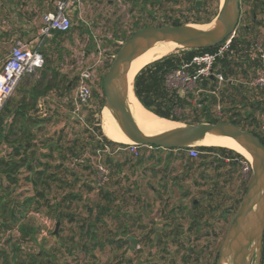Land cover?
Segmentation results:
<instances>
[{"label": "rangeland", "instance_id": "rangeland-1", "mask_svg": "<svg viewBox=\"0 0 264 264\" xmlns=\"http://www.w3.org/2000/svg\"><path fill=\"white\" fill-rule=\"evenodd\" d=\"M180 1L182 3L179 5L165 1L162 7H150L151 10L148 13L156 19L150 21L149 17L140 13V8H133L130 0H83L81 8L72 15L71 31L61 36L54 34L52 38L45 40L41 47L45 60L49 59L53 62L62 74L68 75L75 83L71 91L57 90L43 100L44 113H48L49 122L38 133L37 143L40 153L51 155V157L42 161L52 166V172H56L54 166L57 163L64 164L67 170V165L72 159L67 148L78 142L79 147H85L81 157L85 159L86 164L73 173L75 177L71 176L72 172H68V181L73 187L62 190L58 188L60 182H56L51 194L47 195L53 204L56 199H60L70 191L81 193L82 201L72 204L68 211L76 215L77 222L70 223L68 217L62 218L61 222L58 221L56 214L48 209L47 204L40 212L30 210L22 222L30 223L36 233L30 242L22 244V260L28 261L27 254L36 256L45 252L51 264L217 263L221 245L241 206L240 200L243 201L245 198V188H248L252 174L250 179H247L245 167L232 166V162L228 159H225V165L219 164L217 161H221L222 157L214 155L207 156L208 158L201 157L196 159L197 165L191 167L190 159L180 151L172 152L148 147L141 148L138 157L128 152V146L114 147L113 153L111 149H107L94 155L93 136H97L98 133L91 126L89 119L93 114L95 123L98 122L96 125H101L100 99L103 89L97 92L99 98L95 96L91 106L84 108L79 116L75 114L74 99L81 71L87 65L96 64L101 78H104L108 71L106 66L110 61L112 62V57L116 56L114 53L124 38L137 33L138 30L157 27L158 22L166 16L182 20L190 18L188 0ZM192 1L202 3L199 9H202L207 1L208 13L217 12L215 0ZM249 2L250 0H241V19L235 36L242 33L241 29L244 25H251L253 22ZM262 10L257 11V15L253 17L255 20L262 21L264 25ZM199 26L209 28L211 25ZM254 34L249 36L255 43V49L258 42L264 48V28H257ZM10 46L7 44V47L10 48ZM4 47L6 45H0L1 49ZM170 49L161 58L169 55ZM255 49L250 51L258 57L259 53ZM87 51L89 55L86 58L84 53ZM180 51L183 49L179 48L173 54ZM3 56L0 55V59ZM250 72L248 80H241L239 86L247 97V104L253 103V99L255 104H262V111L254 112L257 117L256 123H261L262 115L264 116L262 94L248 88L247 83L254 76L255 69H251ZM209 99L211 100H208V103L212 101V98ZM191 107L196 106L191 104ZM209 108L212 116L221 119H224L226 115L230 116L234 111L245 116L253 112L249 106L235 105L230 101H223L219 109L214 105ZM197 109L201 111L200 107ZM228 110L230 113L225 112ZM176 112L181 113L179 110ZM186 113L190 120H193V114L190 111ZM243 124L246 130L250 129L247 121ZM97 139L100 140L98 136ZM50 143L54 146H62L64 159L59 152H51ZM1 149L0 155H5L6 152L11 153V150L4 145ZM110 152L124 166L119 175H117L118 171L117 173L109 172L106 182L100 185L96 168L98 164L105 163L106 155ZM140 159H143V164L138 163ZM64 174L60 173L62 177ZM26 175L27 173L24 177ZM117 181L118 184H116ZM2 183L9 187L1 193V196L9 202L10 206L8 205L5 217L0 208V250L11 253L14 243L21 242L20 232L17 226L7 229L3 225L6 221L9 222L11 205L14 202L24 203L26 197L33 195V190L30 184L23 181L17 187L9 186L5 181ZM88 187H91L93 191L90 192ZM102 191H110L113 194V204L103 199ZM40 201L44 203V200ZM195 201L200 204L197 214L204 215V219L196 225H194L195 220L192 219L195 214L192 209ZM98 204L111 206V212L108 216H103L102 222H95V217L89 216V209H95ZM65 209L61 211L66 212ZM169 218L176 220L172 221ZM84 221H94L97 228L96 240L104 245L102 251L93 252L97 262L91 257L94 243L91 240L92 231L89 236L87 226L82 228ZM135 221H137L136 224H134ZM123 231H129L132 236L140 238V249L131 252L130 255L128 252L126 254L129 243L127 247L116 252H113L108 245L109 237L115 238ZM86 242L89 253L83 248ZM121 255L123 257L119 258ZM257 259V249H255L251 264H257ZM0 264H4L1 258ZM226 264H231V259L227 260Z\"/></svg>", "mask_w": 264, "mask_h": 264}, {"label": "trees", "instance_id": "trees-1", "mask_svg": "<svg viewBox=\"0 0 264 264\" xmlns=\"http://www.w3.org/2000/svg\"><path fill=\"white\" fill-rule=\"evenodd\" d=\"M165 1L168 3L174 2L176 5L182 3L180 0H142L141 2L137 0H130L133 8H140V13L149 17L150 21H155L156 19L148 13V11L151 10L149 8L162 7ZM215 1L218 7L217 12L210 14L207 9V1L204 3L203 8L199 9L196 1L194 2L192 0H188V13L191 15L190 18L182 20L166 16L158 22L157 27H181L187 24H210L219 13L221 0ZM249 3H251L250 12L253 16L257 15V11L264 9V0H250ZM253 16V22H251V25H244L241 29L242 33L232 38L228 51L223 55V57L218 58L214 64V71L221 73L227 80L234 79L238 83L224 84L222 90L218 93V97L208 94L202 95L199 99L201 111L200 109H197V107L192 108L191 104L187 100L182 99L176 93H170L167 90L165 84L166 76L177 69L182 68L184 65L192 63L193 59L197 56H202L208 53L214 54L220 47L224 46L227 41L220 46L203 50H183L176 54L173 53L177 49L171 50L169 55L146 65L135 75L133 80V91L140 104L152 114H156L161 118L183 124H197L200 122L216 124L219 122H228L239 126L243 130H246L243 124L246 121L249 123V126L258 124L256 123L257 117L254 112L262 111V104H247V97L242 93V87L239 86V82L241 80H248L251 74L250 70L253 68L256 70L259 65L258 58L252 54V51H250L251 49H255V43L252 42L249 34L253 35L257 28H264V25L262 21L255 20ZM134 34L124 38V42L130 39ZM61 35H63V33H55V36ZM120 48L121 46L118 47L114 55L117 54ZM255 50L259 53L258 48ZM110 65L111 61L107 64L106 69H108ZM246 66L248 67L246 68ZM191 70H193V68H191ZM23 81V83L21 82L22 84L20 83L19 87L16 89V95L14 93V95L6 102L0 113V154L2 151V145L11 150V153L6 152L5 155H0V208L3 217L7 214L8 205L10 206L9 202L1 196V193L9 188L8 186L6 187V184L4 185L2 183L3 181L12 187L20 185L21 181L26 184H30L32 186L33 195L26 197L24 199V203L14 202L13 205H11L9 222L6 221L3 227L10 229L13 226H17L20 232L21 242L14 243L11 253L1 249L0 258L3 259L4 264H51L47 259L48 255L45 254V252H41L36 256L27 254L26 258H28V261H26V259L22 260V244L30 242L36 233L33 227L30 226V223L22 222V220L26 218V215L30 210L40 212L47 204L49 206L48 209L56 214L58 221L61 222L62 218L68 217L70 223L77 222L76 215L69 213L68 211L71 209L72 204L82 201L81 193L70 191L66 195H63L60 199H56L53 204H51L47 195L51 194L53 185L56 184V182H60L58 188L62 190L66 187H73L70 181H68V172H72L71 176L75 177L76 175L73 173L77 172L80 167H83L86 164V161L84 159V163L78 164L77 170L70 168L69 163L72 164V162L77 159H83L81 154L85 151V147H79L77 144L78 142L73 146L68 147L67 151L70 152L72 156V159L67 165L68 171L64 168V164L57 163L54 166L56 172H52V166L49 163L42 161L50 158L51 155L40 153L39 145L37 143L38 133L41 132L44 125L49 122V118H47L48 113L45 117H43L42 114L40 115L41 110L39 105L43 103L44 98H47L51 93L57 90L71 91L75 81L70 80L68 75L62 74L49 59L45 60L43 69H41L36 76H27L23 79ZM103 81L104 78H102V89ZM201 84L204 89L208 91H214L219 86L218 80L211 77L208 80H204ZM95 96L99 98L97 93H95ZM209 98H212L210 103H208V100H211ZM223 101H230L235 105L249 106L253 109V112L250 114L248 113L247 116H245L244 114L234 111V113L230 116L226 115L224 119L212 116L210 114L211 109L209 107H212L213 105L215 107L219 104V102L222 103ZM104 102L105 95L103 90V95L100 99L101 107ZM178 110H181L180 114L176 112ZM187 111H190L193 114V120H190L188 114L186 113ZM225 112L230 113L229 110ZM93 118L94 115L91 114L89 119L91 121L90 124L93 126L94 130H96L98 133L97 136L100 138V140H98L97 136H93L95 139L92 143V152L94 155H96L99 151H106V149H111L113 153L114 147L117 146H122L124 148L127 147L124 144H118L111 141V139L106 135L105 129L101 127L100 124L96 125L98 122L96 121L95 123V119ZM247 131L252 132L264 143L262 135L256 130L251 128L247 129ZM50 150L51 152H59L61 158L64 159L62 146H54L53 143H50ZM197 150L201 154L200 158H208L207 156L211 155L222 157L221 161H217L222 165H225V159L232 162V166H242V162H248L241 154L225 147L203 146L198 147ZM112 153H107L106 160L103 165L110 173H117L118 171L117 175H119V172L122 170L124 164L115 159ZM187 158L191 161V167L197 165L196 159H191L188 156ZM143 162V159L138 161L139 164H143ZM59 171L65 173L64 177L60 175L61 172L58 173ZM26 173L27 175L24 177V174ZM116 184H118V181ZM88 190L90 192L93 191L91 187H88ZM246 192L247 187L245 188V193ZM101 195H103L104 200L113 204L114 201L112 198L114 197L110 191H102ZM40 200H44V203ZM242 202L243 201L240 200L239 205L242 204ZM199 207L200 204L196 205L193 203L192 209L195 214H193L192 219L195 220L194 225L198 224L201 219H204L203 213L197 214V209ZM63 208H66L65 210L67 211H61ZM94 212L97 213L94 214ZM110 212V205L98 204L95 209H89V216H94L95 222H102L103 216H108ZM169 219L172 221L176 220L175 218ZM88 222L89 221H84L82 228L87 226L89 229L87 234L89 236L92 231L93 236H91V240H93L94 243L91 249V257L97 262V257L93 252H95V250L102 251L104 245L96 240L97 228H95L96 225L94 221ZM136 222L137 221H135L134 224H136ZM129 234H131L129 231H123V233H119L115 238L109 237L108 245L112 248L113 252L122 250L127 245V242L124 239ZM86 244L87 242L83 244V248L85 252L89 253ZM127 252L128 251H126V254ZM122 257L123 256L121 255L119 258ZM260 264H264V239Z\"/></svg>", "mask_w": 264, "mask_h": 264}, {"label": "water", "instance_id": "water-1", "mask_svg": "<svg viewBox=\"0 0 264 264\" xmlns=\"http://www.w3.org/2000/svg\"><path fill=\"white\" fill-rule=\"evenodd\" d=\"M201 4L197 2V7ZM240 19L241 0H221L217 17L210 24H206L211 25L209 28L187 24L181 27H151L140 30L123 43L103 81L105 102L102 111L108 107L115 113L124 135L132 142L127 145L115 143L164 151H183L203 147L198 144L204 142L208 136L228 137L250 156L251 160L247 161L252 166L251 181L235 220L221 245L216 264H226L229 259L231 264H251L255 249L258 255L257 264L261 263L264 239V143L252 132L228 122L216 124L200 122L185 126L179 123V128L160 135L148 136L139 129L128 108L127 95L125 96L119 89V81L129 75L135 59L157 44L174 43L183 50L214 48L234 38ZM230 150L244 156L237 150ZM126 241L132 243L130 253L139 244V240L133 237H128Z\"/></svg>", "mask_w": 264, "mask_h": 264}, {"label": "built area", "instance_id": "built-area-1", "mask_svg": "<svg viewBox=\"0 0 264 264\" xmlns=\"http://www.w3.org/2000/svg\"><path fill=\"white\" fill-rule=\"evenodd\" d=\"M83 0H54V10L44 14L42 18V27L40 29V38L36 43H26L18 41L13 46L8 56L0 60V113L6 102L14 95L20 83L27 76H36L45 65V57L41 51V47L48 38H52L56 32L67 34L72 29V15L76 10L80 9ZM231 39L219 48L214 54H204L193 59L192 63L184 65L182 68L168 74L166 76V88L170 93H176L180 98L187 100L190 104L201 108L199 99L202 95H215L222 90L224 84L238 83L234 79L227 80L221 73L214 71V64L218 58L228 51ZM124 42V41H123ZM123 42L119 43L120 46ZM256 47L259 50V65L255 70V74L247 83L251 91L262 94V102L264 104V48L258 42ZM260 48V49H259ZM106 52V51H104ZM101 53H99L100 55ZM115 56L112 57L114 59ZM193 68V70H191ZM218 80L219 86L214 91H208L202 86L204 80L209 78ZM102 89V78L99 74L98 66L87 65L78 76L77 92L74 99L75 114L80 115L81 111L92 105L95 93ZM221 102H219L218 109ZM181 112V110H179ZM219 116L221 114L219 113ZM262 138L264 140V118L261 125ZM107 150V149H106ZM128 152L138 157L141 148L138 146H128ZM191 159L200 158L201 154L197 148L180 151ZM84 163V159H77L70 168L77 170V165ZM245 171L250 179L252 174V166L248 162H242ZM97 173L99 175V184L106 182L109 170L103 165H97ZM104 182V183H105ZM103 183V184H104Z\"/></svg>", "mask_w": 264, "mask_h": 264}, {"label": "bare ground", "instance_id": "bare-ground-1", "mask_svg": "<svg viewBox=\"0 0 264 264\" xmlns=\"http://www.w3.org/2000/svg\"><path fill=\"white\" fill-rule=\"evenodd\" d=\"M176 50L179 46L174 43H159L147 53L141 55L132 63L129 75L119 81V89L126 97L128 108L132 112L134 119L139 129L148 136H155L166 133L173 129L179 128L180 124L166 119H161L156 115L148 112L139 102L133 91V80L137 72L157 60L169 49ZM128 90V93H127ZM101 124L105 129L106 135L114 142L131 144L132 142L124 135L120 123L115 113L108 107L102 111ZM198 145L202 146H220L228 149L237 150L245 156L249 161L251 160L248 153H246L238 144L228 137H214L208 136L206 140Z\"/></svg>", "mask_w": 264, "mask_h": 264}, {"label": "crops", "instance_id": "crops-1", "mask_svg": "<svg viewBox=\"0 0 264 264\" xmlns=\"http://www.w3.org/2000/svg\"><path fill=\"white\" fill-rule=\"evenodd\" d=\"M53 2L54 0H0V45H6L3 49L0 48V55H4L1 59L8 56L15 43L18 41L31 44L38 41L40 38V29L42 27V18L44 14L54 10ZM7 44L11 45L10 48L7 47ZM84 55L87 58L89 51L85 52ZM252 102L254 103V99ZM39 107L41 110L40 115L42 114L43 117H45L47 114L44 113L45 107L43 103H41ZM257 113H260V111ZM262 117L264 118L263 115ZM262 123L263 121L256 124L258 126L253 124L250 127L259 134H262ZM172 152L178 151L174 150ZM128 237L139 240V244L134 251L139 250L141 247L140 238L129 234L124 240L126 241ZM128 243L130 245L128 255H130L132 243L127 242V245Z\"/></svg>", "mask_w": 264, "mask_h": 264}, {"label": "flooded vegetation", "instance_id": "flooded-vegetation-1", "mask_svg": "<svg viewBox=\"0 0 264 264\" xmlns=\"http://www.w3.org/2000/svg\"><path fill=\"white\" fill-rule=\"evenodd\" d=\"M183 155H184V154H183ZM194 204L198 205V202L195 201Z\"/></svg>", "mask_w": 264, "mask_h": 264}]
</instances>
